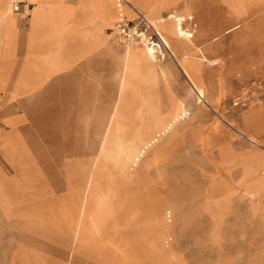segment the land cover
Listing matches in <instances>:
<instances>
[{
  "label": "rangeland",
  "instance_id": "1",
  "mask_svg": "<svg viewBox=\"0 0 264 264\" xmlns=\"http://www.w3.org/2000/svg\"><path fill=\"white\" fill-rule=\"evenodd\" d=\"M50 1L92 8L95 27L82 29L97 43L84 46L82 61L52 57L50 72L27 87H18L17 76L25 74H13L8 61V71L0 72V264H126L121 252L131 264H264V184L258 179L264 178V0H236L240 62L252 63L235 75L237 92L234 83L222 102L215 101L200 64L187 77L186 64L173 61L178 70L168 86L188 113L180 111L174 128L154 131L134 147L123 140L130 130L123 133L120 124L106 158L99 115L113 111L118 100L121 80L110 62L122 53L121 42L146 35L157 44L147 16L166 21L172 14L187 32L189 15L210 10L212 2L115 0L136 16L105 20L91 0ZM29 2L27 15L0 0L4 37L2 9L28 18ZM189 79L207 105L198 102ZM154 104L167 117L166 95ZM251 109L261 114L259 128L243 118ZM139 116L132 123L140 125ZM125 122L129 128V118ZM243 130L255 133L258 143Z\"/></svg>",
  "mask_w": 264,
  "mask_h": 264
},
{
  "label": "bare ground",
  "instance_id": "2",
  "mask_svg": "<svg viewBox=\"0 0 264 264\" xmlns=\"http://www.w3.org/2000/svg\"><path fill=\"white\" fill-rule=\"evenodd\" d=\"M175 1L178 4L179 0ZM210 1L212 2L211 7H209L210 10L189 15L195 23L194 32H196L199 38L203 39L204 42L199 48L192 49V47H188L187 50H184L179 55L176 54V51L172 52L168 48L175 46L173 38L177 33L174 24L167 23V20L170 19L173 22V15L171 14L170 18L166 21L163 19L157 20L153 17L152 25L144 14L136 11L138 17L143 16L149 26L151 27L152 25L155 28L153 30L157 35L156 45L158 47L154 44H147L146 35H142L138 40L135 38L129 40L125 39V43L121 42L123 48L122 53L116 54L110 62V66L114 71L113 77L117 81H121L118 83V100L115 103L113 111L99 115V127L102 128L100 135L101 155L103 157L106 158L108 156L111 139L120 124L123 126V133L128 132L126 129L130 130V133L124 134L123 140L128 142L127 145L131 147H134L139 141H147V136L150 135V133L152 134L154 131H162L171 127V123H168L169 125H167V127L164 123H161L163 112L159 111V109L157 110L153 102V83L155 81L153 58L160 50H166L167 52L170 50V53L175 56L176 62L183 61L184 64H186L187 72L185 70L184 72L187 76L191 69H194L197 65L199 67L200 64L203 67L206 79L209 81V96L218 102L224 100L223 91H231L232 76L242 74L243 71H246L248 66L252 64L251 62L247 64L240 62L238 41L240 39L239 33L242 31V21L236 3L238 0H209V2ZM228 4L231 5L227 6ZM250 16L251 15H248V18H250ZM1 17L2 20L13 18L12 16H7L3 9ZM263 19L264 18H262V20ZM243 23L246 25L249 24L246 18ZM263 40H260V44ZM129 96L133 98L132 101L128 98ZM196 98L199 102L200 99H198V97ZM236 99L240 98L237 97ZM259 101L261 100L251 103L249 107L255 105ZM238 103L239 100H236L234 104ZM171 104L172 108L167 112L170 113L171 116H175L178 114L181 105L176 104V106H174V103ZM213 110L217 112L216 108H213ZM181 113H188L187 108L185 107ZM134 115H140V125L132 123V120L137 119ZM242 115L244 119L250 120L255 128H259L261 125V123H259L261 114L258 110L251 109L249 112ZM128 118L131 121L129 128L127 122L124 123L125 125L122 123ZM242 133L247 139L258 143L253 139L255 133L247 130H243ZM121 164L123 165V163L117 162L116 166L119 167ZM261 173H264V170H261ZM258 179L261 184H264V178L258 177ZM97 204H95L94 210H96L100 203L97 202ZM89 221H91V219ZM92 227L94 226L92 225ZM135 232L136 239L143 245V235L137 231ZM127 263L128 262H126V264Z\"/></svg>",
  "mask_w": 264,
  "mask_h": 264
},
{
  "label": "crops",
  "instance_id": "3",
  "mask_svg": "<svg viewBox=\"0 0 264 264\" xmlns=\"http://www.w3.org/2000/svg\"><path fill=\"white\" fill-rule=\"evenodd\" d=\"M91 2H94V7H97V15L99 17H101V15L103 17L106 16L105 20L113 17L122 19L123 14L127 15L129 18L136 16L132 11L119 5L115 0H106L105 4H102L101 0H91ZM94 13V10L92 8L90 9L89 6L83 7L74 4L66 5L64 3H55L50 0H34L30 17L6 18L4 21V25L8 28V32L5 37L4 34L0 33V72L3 73L4 71H8L7 69H3V66L9 62V66L11 67L10 71L13 74H25L17 76L18 87L19 85L20 87H27L25 83L30 84L34 81H41L43 74L50 72L52 57H71L72 60L82 61L84 46L87 45V48H89L97 43L93 34L89 36L87 35V32L85 35L83 34L84 30L82 29L84 27L83 24H88L85 25L87 30L95 27L97 17ZM147 18L152 20L148 16ZM175 20L176 19H174L173 22L171 19L167 20V23L174 24L177 31L173 38L175 46L168 48L172 52L176 51L177 55L184 50H187L188 47H192V49L199 48L204 40L200 39L197 33L194 32L192 19L190 18V20H188L191 28L187 30V32H182L181 28H178L177 26L179 22ZM180 22L183 23L182 20ZM20 24L23 25L24 28L19 27ZM68 25H76L78 28L76 29L75 27V31H72L74 28L68 30ZM146 43L156 45V43H151V41H148L147 39ZM95 46H97V44ZM170 50L169 52L166 50H160L161 57L164 58L166 56L165 54L168 56V60L165 62L160 61L162 58H158V54L153 58L155 74V81L153 83V102L158 101L159 98L166 95V103L170 106L167 111L171 110V103L173 102L174 106H176V104L181 105L178 110L179 114L180 111L182 112L185 108V105L184 100H180L174 96L168 86V78L178 70L173 64L175 56L170 53ZM35 74H37V77H35ZM238 78L239 77L237 76H232V86L234 83L236 84V87L233 86L234 89H231L232 93H236L238 87L241 86ZM189 81L192 83L190 79ZM243 81L246 82V78H244ZM161 83L166 87L164 90L161 88ZM193 88V90L197 92L196 97L200 99L199 102H204L203 104L207 105L206 98L203 96L202 92H200L194 84ZM128 98L130 101L133 100L130 96ZM178 114L171 116L169 113L167 117L162 116L161 123H164L165 126L169 125L168 123H171V127L173 126L174 128L178 122ZM7 115L8 118L13 119L9 113H7ZM169 129L170 127L167 128L166 131L168 132ZM1 133L2 132L0 131V134ZM121 253L125 256L126 260L133 261L129 259L131 257H128L126 253ZM130 261H128L127 264H131Z\"/></svg>",
  "mask_w": 264,
  "mask_h": 264
},
{
  "label": "built area",
  "instance_id": "4",
  "mask_svg": "<svg viewBox=\"0 0 264 264\" xmlns=\"http://www.w3.org/2000/svg\"><path fill=\"white\" fill-rule=\"evenodd\" d=\"M29 1L30 0H8V4L12 12L16 14L23 12L29 15L30 14V2Z\"/></svg>",
  "mask_w": 264,
  "mask_h": 264
}]
</instances>
